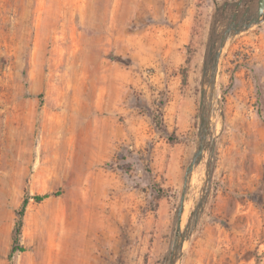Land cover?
I'll list each match as a JSON object with an SVG mask.
<instances>
[{"label": "rangeland", "instance_id": "obj_1", "mask_svg": "<svg viewBox=\"0 0 264 264\" xmlns=\"http://www.w3.org/2000/svg\"><path fill=\"white\" fill-rule=\"evenodd\" d=\"M256 9L0 0V264H169L182 238L176 264H264V18L220 51L186 181L210 50Z\"/></svg>", "mask_w": 264, "mask_h": 264}, {"label": "water", "instance_id": "obj_2", "mask_svg": "<svg viewBox=\"0 0 264 264\" xmlns=\"http://www.w3.org/2000/svg\"><path fill=\"white\" fill-rule=\"evenodd\" d=\"M249 11V9H248ZM237 19V16H235ZM264 18V0H257V9L256 11L248 15V13L245 14V18L242 19L240 22H235L231 26H229L223 33V35L220 38V42L216 43L213 45L212 49L210 50V58L214 62L213 65L207 66L205 69V76L203 80V89H202V104H203V112L201 114V131H200V145L198 147V151L194 157L193 162L191 163L190 167L188 168L187 174H186V181L189 179V175L193 171V168L196 163L200 161L202 158L203 152L206 148L207 145V138L209 134V129H210V111L207 107V104L205 103V98L207 94H209V90L207 88V85L211 87L213 90L215 81H216V73H217V68L219 64V57H220V51L221 49L225 46L227 40L231 37L234 36L243 30H247L251 28L255 24H259L262 22ZM211 72V74L209 73ZM187 186V185H186ZM184 193L181 198V203L178 208V225L179 227L181 226V218H182V213L184 210V204H185V199H186V188ZM185 242V238H182V241L180 244H177L174 251L171 253L169 257V264H176L177 260V250L179 249V246L182 248Z\"/></svg>", "mask_w": 264, "mask_h": 264}, {"label": "trees", "instance_id": "obj_3", "mask_svg": "<svg viewBox=\"0 0 264 264\" xmlns=\"http://www.w3.org/2000/svg\"><path fill=\"white\" fill-rule=\"evenodd\" d=\"M61 192L60 191H56L55 193H53V195H60ZM51 196V194H37L34 195L33 197H31L29 194H26L21 209L18 213L19 215V219L16 223V227L14 230V234H13V246L9 255V258L12 259L13 255L17 252V250L19 251H25L26 249L20 244L21 242V236H22V229H23V224H24V216L26 213V209L29 205L30 199L34 198L37 202H42L43 200H45L46 198H49Z\"/></svg>", "mask_w": 264, "mask_h": 264}, {"label": "bare ground", "instance_id": "obj_4", "mask_svg": "<svg viewBox=\"0 0 264 264\" xmlns=\"http://www.w3.org/2000/svg\"><path fill=\"white\" fill-rule=\"evenodd\" d=\"M211 92L213 93V106L215 108H217V105L220 102V100H219V92H218L217 88H215V87H214L213 90L211 89ZM218 127H219V125H218Z\"/></svg>", "mask_w": 264, "mask_h": 264}]
</instances>
